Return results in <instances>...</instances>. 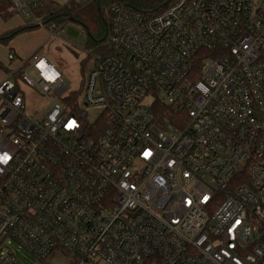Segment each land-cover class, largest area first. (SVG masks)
<instances>
[{"label":"built area","instance_id":"2783aa9c","mask_svg":"<svg viewBox=\"0 0 264 264\" xmlns=\"http://www.w3.org/2000/svg\"><path fill=\"white\" fill-rule=\"evenodd\" d=\"M10 2L63 38L34 3ZM110 9L81 98L46 54L8 55L0 264H23L21 249L42 264H264V0ZM19 79L44 112L26 114Z\"/></svg>","mask_w":264,"mask_h":264},{"label":"rangeland","instance_id":"374dc122","mask_svg":"<svg viewBox=\"0 0 264 264\" xmlns=\"http://www.w3.org/2000/svg\"><path fill=\"white\" fill-rule=\"evenodd\" d=\"M56 4L60 6L66 5L68 0H52ZM82 4H86L91 0H78ZM13 4L10 2L7 6H11L8 10L9 17L12 19L16 15L13 13L12 6ZM6 8V7H5ZM11 14V15H10ZM4 15L0 16V31L5 26L6 21H3ZM8 17V18H9ZM20 20V21H18ZM27 24L30 22V18H21L14 20L15 22H21ZM64 36L63 38L60 37H53L51 39V46L50 44L45 46L42 50V54H51L53 56H59V59L64 63L70 65L71 73L63 74V80L66 86L69 88V91H72L74 95H80L78 98H81L84 93L85 81L88 70L91 65V62L95 59V56L102 54L103 48L101 50H96L95 52L93 49L87 48V32L86 30L74 21H68L64 24ZM56 42H58L56 44ZM4 47L0 46V62L2 64L5 63L7 58L8 64L9 59L7 56L8 49L6 48L7 44H2ZM50 46V47H49ZM56 46V48H54ZM53 49V50H52ZM94 51V52H93ZM99 53V54H98ZM107 52H104L106 54ZM4 69L1 67L0 64V73ZM59 70V69H58ZM60 71V70H59ZM61 72V71H60ZM30 74L34 79H36V75L33 71H30ZM17 88L20 93H22L25 97V112L30 116H34L38 112H44L48 105L49 100L47 97L42 96L37 89H32L28 87L22 80L17 81ZM99 110L97 108L86 109L89 112V119L91 121H95L97 115L99 114ZM17 256L19 260L23 264H42L39 263L36 259H34L27 251L25 250H18ZM50 264H69L65 259H55L50 262Z\"/></svg>","mask_w":264,"mask_h":264},{"label":"trees","instance_id":"16d2710c","mask_svg":"<svg viewBox=\"0 0 264 264\" xmlns=\"http://www.w3.org/2000/svg\"><path fill=\"white\" fill-rule=\"evenodd\" d=\"M174 0H91L82 4L78 0H68L66 5L60 6L52 0H37L33 7L35 17L43 18L46 23H57L63 25L68 21H74L81 25L87 32V48L101 50L107 40L110 31V8L118 3H124L149 16L161 12ZM10 0H0V15L7 14L11 9ZM6 7V8H5ZM11 15V14H10ZM37 26L27 25L26 27L12 30L0 35V44H7L15 35L35 30ZM106 52V50H103ZM85 81V79H84ZM80 95H74L72 100L78 99ZM242 183H249L244 177ZM151 264V263H150Z\"/></svg>","mask_w":264,"mask_h":264},{"label":"crops","instance_id":"0c3cea01","mask_svg":"<svg viewBox=\"0 0 264 264\" xmlns=\"http://www.w3.org/2000/svg\"><path fill=\"white\" fill-rule=\"evenodd\" d=\"M30 3H34L36 4L37 0H28ZM49 1V0H48ZM85 1V0H84ZM14 13V12H13ZM3 21H6L5 26L3 27V29H1L0 31V35H4L12 30H16L18 28H22V27H26L28 25L22 23L21 22H15L14 20L16 19H21L25 17L20 16L19 14H15L16 16L14 18H10L9 14H3ZM2 16V15H0ZM9 17V18H8ZM20 21V20H18ZM51 39L49 37L48 32L43 29V28H36L35 30H30V31H26V32H22L19 33L17 35H15L6 45V48L8 49V53L7 56L9 55V53H14L16 55L17 58L19 59H23V60H27L29 59L33 54H35L36 52H41L42 50L45 48V46H47V44L50 46L51 44ZM58 42H56L57 44ZM0 46L4 47L2 44H0ZM49 46V47H50ZM56 48V46L54 47ZM53 50V49H52ZM46 54V53H45ZM48 56V58L56 65V67L61 71L62 76L63 74H69L71 73V68L70 65L64 63L63 61H61L59 59V56H53L50 53L46 54ZM8 60L6 58L5 63L1 64V67L4 69V71H2L0 73V82L3 81L11 72V69L16 68V66H18L17 62H9V64L7 63Z\"/></svg>","mask_w":264,"mask_h":264},{"label":"clouds","instance_id":"9594fccd","mask_svg":"<svg viewBox=\"0 0 264 264\" xmlns=\"http://www.w3.org/2000/svg\"><path fill=\"white\" fill-rule=\"evenodd\" d=\"M38 67H43V61H41V64L38 65ZM52 76H49L48 79H52ZM11 159V157L7 153L0 154V163L7 164L8 161Z\"/></svg>","mask_w":264,"mask_h":264},{"label":"snow or ice","instance_id":"6c2138e0","mask_svg":"<svg viewBox=\"0 0 264 264\" xmlns=\"http://www.w3.org/2000/svg\"><path fill=\"white\" fill-rule=\"evenodd\" d=\"M75 125V122L73 121V122H70L69 123V125H68V127H73ZM147 155V154H146Z\"/></svg>","mask_w":264,"mask_h":264}]
</instances>
